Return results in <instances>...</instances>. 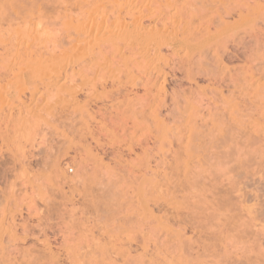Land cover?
I'll return each mask as SVG.
<instances>
[{
    "label": "rangeland",
    "instance_id": "obj_1",
    "mask_svg": "<svg viewBox=\"0 0 264 264\" xmlns=\"http://www.w3.org/2000/svg\"><path fill=\"white\" fill-rule=\"evenodd\" d=\"M110 1L0 0V264H264V0ZM101 16L166 74L108 66Z\"/></svg>",
    "mask_w": 264,
    "mask_h": 264
},
{
    "label": "bare ground",
    "instance_id": "obj_2",
    "mask_svg": "<svg viewBox=\"0 0 264 264\" xmlns=\"http://www.w3.org/2000/svg\"><path fill=\"white\" fill-rule=\"evenodd\" d=\"M90 1V0H89ZM110 1V0H109ZM94 2V1H93ZM111 2V1H110ZM89 3V2H88ZM91 3V2H90ZM106 3V2H105ZM244 3V2H243ZM259 3V2H258ZM98 4H100V3H98ZM102 4V3H101ZM130 4V3H129ZM201 4V3H200ZM204 4V3H203ZM240 4V3H239ZM92 5H93V3H92ZM132 5V4H131ZM233 5V4H232ZM240 5H242V4H240ZM255 5V4H254ZM263 5V4H262ZM97 6V5H96ZM112 6H114V5H112ZM197 6V5H196ZM93 7V6H92ZM111 7V6H110ZM176 7H177V5H176ZM200 7V6H199ZM206 7V6H205ZM231 7V6H230ZM96 8V7H95ZM102 8V7H101ZM130 8V7H129ZM166 8H167V6H166ZM202 8V7H201ZM251 8V7H250ZM198 9V8H197ZM204 9V8H203ZM210 10V9H209ZM140 11V10H139ZM214 11V10H213ZM219 11V10H218ZM232 11V10H231ZM193 12H194V10H193ZM212 12V11H211ZM104 13V12H103ZM131 13V12H130ZM192 13V12H191ZM195 13V12H194ZM198 13V12H197ZM196 13V14H197ZM201 13V12H200ZM219 13V12H218ZM242 13V12H241ZM153 14V13H152ZM199 14V13H198ZM198 14H197V16H198ZM216 14V13H215ZM221 14V13H220ZM102 15V14H101ZM156 15V14H155ZM187 15H188V13H187ZM194 15V14H193ZM201 15V14H200ZM119 16V15H118ZM134 16V15H133ZM154 16V15H153ZM102 17V16H101ZM100 17V19H102L100 22H103V18H104V16L101 18ZM107 17H108V14H107ZM141 17V16H140ZM152 17V16H151ZM192 18H195V17H193V16H191ZM191 17H189V18H191ZM200 17V16H199ZM221 17V16H220ZM244 17V16H243ZM114 18V17H113ZM121 18V17H120ZM131 18H133V17H131ZM142 18V17H141ZM140 18V19H141ZM170 23L169 22H163V26H161L160 28L161 29H163L164 30V32H165V30H166V28L168 27V24L167 23H169L170 25L169 26H171V29H172V31H177L179 28V30H181L182 29V25L180 26V23L179 22H177V21H179L180 19H178V20H176L177 18H176V16H171L170 15ZM202 18V17H201ZM207 18V17H206ZM219 18V17H218ZM242 18V17H241ZM94 19V18H93ZM93 19H92V21H93ZM96 19V20H95ZM94 19V21H95V23H96V26H95V28H96V32H98V30L97 29H99V30H101V33H102V31L104 32V28L106 27L107 28V26H108V28L109 27H112V25H110L109 26V21H107L108 22V25H106L107 23H106V21L105 22H103V24L105 23V25L106 26H103V27H101L102 25L99 23V24H97V22L96 21H98V20H100V19H98L97 20V18H95ZM108 19H110V18H108ZM134 19V18H133ZM137 19V18H136ZM139 19V16H138V19L136 20V22H135V24L133 25V27H128L129 25L128 24H126L127 26H125V24L124 23H126V21L124 22L123 21V24H121V22L122 21H120V24H119V18H118V20H117V18H116V20L118 21H116L119 25H124V26H122L123 27V29L121 30V31H123V32H117L116 30H115V28H117L118 27V25H117V27H113V29H114V33H115V31L117 32V34L114 36L113 34H111V33H113L112 31H110L111 29H108V31H110V34L108 33L107 35H106V33L104 32V35L105 36H102V39H104V38H106V40L104 39V41H106V42H104L105 44L110 40L111 41V43H110V41L108 42V43H110V44H112V45H110L109 44V47L108 48H105L106 50V52L104 53L103 51H102V46H101V50H98L101 54H100V56L103 54L104 56H105V62L107 63V65L108 66H110V64H113V61L109 64V62L111 61H109V62H107L109 59H107V57L109 56V54L110 53H107V52H110L111 51V53H116V52H120V53H122V55H124L123 54V48H129V49H131V47H133V43H134V40L135 41H137V42H135L136 44H138V45H136L135 43H134V45L135 46H137L136 48L135 47H133L131 50H133V49H136L135 51H134V53L137 55V54H139V58L137 59L136 57H134V58H136V59H133V60H136V61H133L134 63V65L135 66H133V64H132V66H133V68L134 67H139L140 68V70H143V72H148L149 74H153L154 76H158V77H160V76H163V75H165L166 73H165V71H164V69L162 68V67H160L159 66V64H155V62H154V60H156L159 56H161V54H160V51H159V48H160V45L156 42V36H157V32L159 31L156 27H150V30H148L147 28H146V30L144 29V26L145 25H142V20H140ZM152 19H153V17H152ZM186 19V18H185ZM243 19V18H242ZM104 20H106V19H104ZM165 20V19H164ZM241 20V19H240ZM93 21V22H94ZM114 21V20H113ZM112 21V22H113ZM131 21V20H130ZM193 21V20H192ZM207 21V20H206ZM205 21V22H206ZM209 21V20H208ZM93 22H90V26L89 25H86V26H84L83 25V28L81 27V33L83 32V33H86V37L87 38H89V39H84L83 40V36H82V39H79V37H77L76 35V37H77V40L80 42V41H83V42H87V43H89L88 44V46L90 45L91 46V39H92V36H93V39L95 38V34H92V32L90 31V30H92L91 28H93V26H94V23ZM111 22V21H110ZM128 22H129V20H128ZM160 22V21H159ZM180 22H184V24L185 23H189L190 21H188V19H187V22H185L184 20H180ZM238 22V21H237ZM88 23V22H87ZM91 23H93V24H91ZM158 23V22H157ZM181 23V24H182ZM191 23H193V22H191ZM207 23V22H206ZM224 23V22H223ZM132 24H133V22H132ZM152 24V23H151ZM159 24V23H158ZM157 24V25H158ZM176 24V25H175ZM81 25V24H80ZM91 25H93V26H91ZM115 25V24H114ZM115 25V26H116ZM131 25V24H130ZM174 25V26H173ZM187 25V24H186ZM186 25L183 27L184 29H185V27H186ZM189 25H191L190 23H189ZM203 25V24H202ZM223 25H225V24H223ZM155 26V25H154ZM160 26V25H159ZM180 26V27H179ZM204 26V25H203ZM215 26V25H214ZM126 27H128V28H126ZM191 27H192V25H191ZM209 27V26H208ZM226 27V26H225ZM224 27V28H225ZM77 28H78V26H77ZM105 28V31L107 30ZM119 28V27H118ZM152 28V29H151ZM189 28V26L188 27H186V29H188ZM220 28H222V27H220ZM219 28V29H220ZM229 28V27H228ZM79 29H80V27H79ZM153 29H156L155 31L156 32H154V31H151V30H153ZM183 29V30H184ZM185 29V30H186ZM196 29V28H195ZM202 29V28H201ZM207 29V28H206ZM262 29V28H261ZM77 30V29H76ZM119 30V29H118ZM158 30V31H157ZM189 30H190V28H189ZM203 30V29H202ZM171 31V30H170ZM261 31V30H260ZM77 32V34L79 35L80 33H78L79 31L77 30L76 31ZM100 32V31H99ZM98 32V35H100V33ZM160 32V34L162 35V33H163V31H159ZM162 32V33H161ZM183 32H185V31H183ZM182 32V33H183ZM190 32V31H189ZM188 32V33H189ZM197 32V31H196ZM199 32H200V30H199ZM156 33V34H155ZM171 33V32H170ZM222 33V32H221ZM97 34V33H96ZM166 33H163V36L165 35ZM184 34H186V33H184ZM198 34V33H197ZM80 35H82V34H80ZM92 35V36H91ZM102 35V34H101ZM101 35L100 36H98L99 38L101 37ZM161 35H159V36H161ZM167 35V34H166ZM165 35V36H166ZM177 35V34H176ZM175 35V36H176ZM222 35V34H221ZM74 36V35H73ZM97 36V35H96ZM193 36V35H192ZM200 36V35H199ZM76 37H72V38H76ZM91 37V38H90ZM97 37V38H98ZM264 37V36H263ZM85 38V37H84ZM166 38V37H165ZM173 38V37H172ZM176 38L178 39V37L176 36ZM186 38H187V35H186ZM168 39V38H167ZM175 39V37L172 39V40H174ZM75 40V42H77V40L76 39H74ZM74 40H72L73 42H74ZM97 40V39H96ZM157 40H159V39H157ZM161 40V39H160ZM169 40V39H168ZM167 40V41H168ZM172 40H171V42H172ZM194 40V39H193ZM177 41V40H176ZM179 41H180V39H179ZM209 41V40H208ZM58 42V41H57ZM71 42V41H70ZM79 42H77V44L79 43ZM98 42H101V38H100V40H98ZM97 42V43H98ZM160 42V41H159ZM206 42V41H205ZM69 43V42H68ZM82 42H80V44H81ZM93 44L94 43H96V41H94L93 40V42H92ZM96 43V44H97ZM102 43V42H101ZM170 43V42H169ZM173 43H174V41H173ZM177 43V42H176ZM58 44H59V42H58ZM76 43H73L72 45H71V47L72 46H76L75 45ZM95 44V45H96ZM99 44V43H98ZM97 44V45H98ZM103 44V43H102ZM60 45V44H59ZM96 45V46H97ZM101 44H99L97 47H99ZM210 45V44H209ZM56 46V45H55ZM139 46V47H138ZM58 47V46H57ZM61 47V46H60ZM78 47V46H77ZM107 47V46H106ZM202 47V46H201ZM55 48V47H54ZM62 48V47H61ZM70 48V47H69ZM74 48V47H73ZM81 48V50H82V47H80ZM80 48H78V49H80ZM64 49V48H63ZM72 49V48H71ZM90 49V48H89ZM93 49V48H92ZM91 49V50H92ZM99 49V48H98ZM124 49V50H125ZM152 49H154V51L152 50ZM64 50H66V49H64ZM70 50V49H69ZM128 50V49H127ZM130 50V51H131ZM201 50V49H200ZM199 50V51H200ZM85 50H83L82 52H84ZM98 51L96 52V53H98ZM150 51H153V53L151 54L150 53ZM19 52V51H18ZM30 52V51H29ZM52 52H54V49H53V51ZM64 52H66V51H64ZM92 52H93V50H92ZM20 53V52H19ZM24 53V52H23ZM27 53V52H26ZM58 53H59V51H58ZM88 53V52H87ZM124 53H125V51H124ZM184 53H186V52H183V54ZM197 53H198V51H197ZM50 54V53H49ZM52 54V53H51ZM95 54V53H94ZM99 54V53H98ZM96 55V54H95ZM103 55H102V57H103ZM108 55V56H107ZM111 55V54H110ZM118 55V54H117ZM122 55H120L122 58H124ZM126 55V54H125ZM124 55V56H125ZM134 55V54H133ZM132 54H131V56H133ZM179 55V54H178ZM185 55V54H184ZM21 56V55H20ZM24 56H25V53H24ZM24 56H22V57H24ZM26 56H28V55H26ZM29 56H31L30 55V53H29ZM38 56V55H37ZM39 56H40V54H39ZM53 56H55V54H53L52 55V58H53ZM89 56V55H88ZM99 56V55H98ZM173 56V55H172ZM191 56V55H190ZM17 57V56H16ZM21 57V58H22ZM119 57V56H118ZM130 57V56H129ZM157 57V58H156ZM167 57V56H166ZM174 57H176V56H174ZM178 57V56H177ZM21 58L19 59V60H21ZM51 58V57H50ZM96 58H97V56H96ZM112 58V57H111ZM114 58H115V56H114ZM125 58H126V60H125ZM123 60H125V62L123 61V64H124V70H125V68H127V70H123L124 72H126V71H128V70H131V67H130V65L128 64V61H127V57H125ZM156 58V59H155ZM27 59V61H28V59H31V58H26ZM91 59V58H90ZM102 59V58H101ZM100 59V60H101ZM120 58H118V60H119ZM132 59V58H131ZM159 59V58H158ZM164 59V58H163ZM162 59V60H163ZM191 59V58H190ZM199 59V58H198ZM197 59V60H198ZM201 59V58H200ZM24 60V59H23ZM33 60V59H32ZM97 60V59H96ZM95 60V61H96ZM100 60H98V61H100ZM102 60V61H103ZM116 61H117V59H115ZM172 60V59H171ZM196 60V59H195ZM22 61V60H21ZM90 61V60H89ZM94 61V62H95ZM121 61V60H120ZM120 61H117L119 64H121L120 63ZM165 61V60H164ZM173 61V60H172ZM37 62H38V60H37ZM41 62V61H40ZM46 62V61H45ZM50 62H51V60H50ZM91 62L93 63V61L91 60ZM97 62V61H96ZM122 62V61H121ZM174 62V61H173ZM235 62V61H234ZM98 63V65H101V63L99 64V62H97ZM97 63H95L96 65H97ZM106 63H104V65L106 64ZM114 64L115 65H119V64H117V63H115L114 62ZM113 64V65H114ZM103 64H102V67L104 66ZM107 65H106V67H107ZM98 67V66H97ZM112 67V66H111ZM120 66H118V69H120L121 70V68H119ZM113 68H114V66H113ZM105 69V68H104ZM117 69V68H116ZM123 69V68H122ZM179 69V68H178ZM139 70V69H138ZM137 71V72H141V74H142V71ZM145 70V71H144ZM104 71H106V70H104ZM110 71V70H109ZM119 71V70H118ZM122 71V72H123ZM131 71H133V70H131ZM167 71V70H166ZM186 71H188L189 72V70H187L186 69ZM204 71V70H203ZM121 72V71H120ZM130 72V71H129ZM128 72V73H129ZM145 72V73H146ZM200 72V71H199ZM132 73V72H131ZM102 74V73H101ZM109 74V73H108ZM121 74V73H120ZM129 75H131V74H129ZM137 75V74H136ZM142 75H144V74H142ZM190 74H188V76H189ZM128 76V75H127ZM132 76V75H131ZM135 76V75H134ZM145 76V75H144ZM150 76V75H149ZM152 76V75H151ZM174 76V75H173ZM232 76V75H231ZM128 77H130V76H128ZM217 77V76H216ZM246 77V76H245ZM103 78H104V76H103ZM120 78V77H119ZM127 78V77H126ZM135 78V77H134ZM163 78H165V76L163 77ZM114 79V78H113ZM129 79V78H128ZM131 79L133 80V78L131 77ZM144 79V78H143ZM146 79H147V77H146ZM152 79V78H151ZM151 79H149V81L151 80ZM191 79V78H190ZM131 80V81H132ZM139 80V79H138ZM142 80V79H141ZM163 80V79H162ZM165 80V79H164ZM192 80V79H191ZM232 80V79H231ZM246 80V79H245ZM146 81V80H145ZM209 81V80H208ZM226 81V80H225ZM94 82V81H93ZM113 82V81H112ZM130 82V81H129ZM151 82V81H150ZM164 82V81H163ZM92 83V82H91ZM101 83V82H100ZM142 83H144L145 84V82H142ZM149 83V82H148ZM147 83V84H148ZM226 83V82H225ZM102 85H103V83H101ZM100 84V85H101ZM121 84V83H120ZM119 84V85H120ZM125 84V83H124ZM127 84V83H126ZM136 84V83H135ZM139 84V83H138ZM156 84V83H155ZM154 83H152V85L154 86L155 85ZM223 84V83H222ZM221 84V85H222ZM228 84V83H227ZM141 85V84H140ZM143 85V84H142ZM150 85V84H149ZM152 85H150V87L152 86ZM164 85V84H163ZM174 85V84H173ZM205 85V84H204ZM145 86H147L146 88H148V85H145ZM160 86V85H159ZM158 86V87H159ZM162 86V85H161ZM161 86L159 87L160 89H162L163 87H165V86H163L162 88H161ZM183 86H184V84H183ZM223 86V85H222ZM93 87V86H92ZM191 87V86H190ZM224 87V86H223ZM226 87V86H225ZM72 88V87H71ZM121 88V87H120ZM145 88V89H146ZM154 88V87H153ZM156 88V87H155ZM178 88V87H177ZM76 89V88H75ZM95 89V88H94ZM93 89V90H94ZM151 89V88H150ZM77 90V89H76ZM121 90V89H120ZM119 90V91H120ZM147 90H149V89H147ZM193 90H194V88H193ZM68 91V90H67ZM107 91V90H106ZM116 91V90H115ZM122 91V90H121ZM128 91V90H127ZM131 91V90H130ZM145 91V90H144ZM152 92H153V90H151ZM155 91V90H154ZM163 91V90H162ZM181 91V90H180ZM69 92V91H68ZM147 92V91H146ZM150 92V90L148 91V93ZM176 92V91H175ZM188 92V91H187ZM186 92V93H187ZM63 93V92H62ZM78 93V92H77ZM108 93V92H107ZM110 93V92H109ZM148 93H147V96L149 97V95H148ZM155 93V92H154ZM139 94V93H138ZM160 94V93H159ZM165 94V93H164ZM211 94V93H210ZM212 94H213V92H212ZM60 95V94H59ZM157 95V94H156ZM162 95V94H161ZM187 95H188V93H187ZM96 96V95H95ZM94 96V97H95ZM104 96V95H103ZM109 96V95H108ZM153 96H154V94H153ZM163 96V95H162ZM180 96V95H179ZM92 97V96H91ZM111 97V96H110ZM131 97H133V96H131ZM165 97V96H164ZM163 97V98H164ZM72 98V97H71ZM76 98V97H75ZM100 98V97H99ZM123 98V97H122ZM128 98V97H127ZM142 98V97H141ZM175 98V97H174ZM224 98V97H223ZM68 99V98H67ZM118 99V98H117ZM120 99V98H119ZM153 99V98H152ZM191 99V98H190ZM87 100V99H86ZM88 100H90V99H88ZM97 100V99H96ZM121 100V99H120ZM144 100V99H143ZM142 100V101H143ZM153 100H155V99H153ZM145 101H147V98H146V100ZM164 101V100H163ZM92 102V101H91ZM120 102V101H119ZM139 102V101H138ZM152 102V101H151ZM193 102V101H192ZM222 102V101H221ZM228 102V101H227ZM230 102V101H229ZM94 103V102H93ZM118 103V102H117ZM233 103V102H232ZM90 104V103H89ZM140 104V103H139ZM146 104V103H145ZM149 104V103H148ZM148 104H146L147 106H148ZM154 104V103H153ZM65 105V104H64ZM131 105V104H130ZM144 105V104H143ZM142 105V106H143ZM169 105V104H168ZM197 105V104H196ZM216 105V104H215ZM224 105H226V104H224ZM74 106V105H73ZM79 106V105H78ZM86 106H87V104H86ZM123 106V105H122ZM176 106V105H175ZM182 106V105H181ZM221 106V105H220ZM231 106H233V104L231 105ZM66 107V106H65ZM134 107V106H133ZM152 107H154V106H152ZM171 107V106H170ZM174 107V106H173ZM204 107V106H203ZM101 108V107H100ZM168 108V107H167ZM125 109V108H124ZM149 109V108H148ZM147 109V110H148ZM69 110V109H68ZM74 110H75V108H74ZM79 110V109H78ZM80 110H81V108H80ZM115 110H118V109H115ZM120 110H121V108H120ZM133 110V109H132ZM136 110H137V106H136ZM135 110V111H136ZM141 110V109H140ZM158 110V109H157ZM194 110V109H193ZM192 110V111H193ZM87 111V110H86ZM119 111V110H118ZM122 111V110H121ZM235 111V110H234ZM71 112V111H70ZM150 112H152L151 110H150ZM181 112V111H180ZM209 112V111H208ZM223 112V111H222ZM81 113V112H80ZM132 113V112H131ZM130 113V114H131ZM91 114V113H90ZM183 114V113H182ZM124 115V114H123ZM149 115H151V114H149ZM177 115V114H176ZM226 115V114H225ZM130 116V115H129ZM230 116V115H229ZM86 117V116H85ZM128 117V116H127ZM92 118V117H91ZM124 118V117H123ZM228 118V117H227ZM219 119V118H218ZM226 119V118H225ZM124 120V119H123ZM142 120V119H141ZM169 120V119H168ZM125 121V120H124ZM123 121V122H124ZM184 122V121H183ZM116 123V122H115ZM118 123V122H117ZM185 123H186V121H185ZM142 124V123H141ZM187 125V124H186ZM219 125V124H218ZM146 126V125H145ZM178 127V126H177ZM186 127V126H185ZM205 127V126H204ZM176 129V128H175ZM87 130V129H86ZM155 131H156V129H155ZM178 131V130H177ZM223 131V130H222ZM112 132V131H111ZM86 133V132H85ZM157 134V133H156ZM163 134V133H162ZM183 135V134H182ZM162 136V135H161ZM193 136V135H192ZM159 138V137H158ZM160 139V138H159ZM182 143V142H181ZM159 144V143H158ZM157 144V145H158ZM182 145V144H181ZM130 146V145H129ZM152 146V145H151ZM193 146V145H192ZM152 148V147H151ZM194 148V147H193ZM147 149V148H146ZM195 149V148H194ZM222 151V150H221ZM225 151V150H224ZM147 152V151H146ZM178 152V151H177ZM180 152V151H179ZM116 153V152H115ZM115 153H114V155H115ZM123 153V152H122ZM185 153V152H184ZM191 154V153H190ZM94 155V154H93ZM95 156V155H94ZM180 156V155H179ZM121 157V156H120ZM97 158H98V156H97ZM96 158V159H97ZM101 158V157H100ZM175 160V159H174ZM184 160V159H183ZM102 161V160H101ZM21 164V163H20ZM183 164V163H182ZM22 165V164H21ZM184 169V168H183ZM152 170V169H151ZM103 172V171H102ZM153 172V171H152ZM157 172V171H156ZM159 172V171H158ZM106 174V173H105ZM164 174V173H163ZM164 176H166V175H164ZM110 180H112V179H110ZM104 186V185H103ZM105 187V186H104ZM98 205V204H97ZM169 208V207H168ZM146 211V210H145ZM148 211V210H147ZM71 212V211H70ZM76 212V211H75ZM98 212V211H97ZM149 212V211H148ZM97 214V213H96ZM100 216V215H99ZM96 217V216H95ZM162 218V217H161ZM98 220V219H97ZM23 227V226H22ZM50 227V226H49ZM52 229V228H51ZM166 229V228H165ZM4 231V230H3ZM13 232V231H12ZM42 244V243H41ZM47 245V244H46ZM3 248V247H2ZM1 248V249H2ZM1 251V250H0ZM4 253V252H3ZM1 254V253H0ZM5 257V256H4ZM6 258V257H5ZM35 259H36V257H34ZM76 258V257H75ZM7 259V258H6ZM2 260V259H1ZM25 260H27V258L25 259ZM30 260V259H29ZM5 261H3V263H4ZM36 262V261H35ZM40 262V261H39ZM44 262V261H43ZM50 262V261H49ZM2 263V262H1Z\"/></svg>",
    "mask_w": 264,
    "mask_h": 264
}]
</instances>
